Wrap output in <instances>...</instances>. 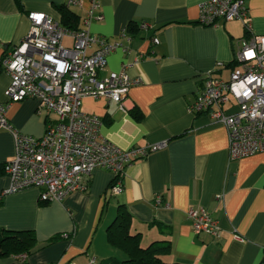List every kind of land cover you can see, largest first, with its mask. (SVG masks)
Returning a JSON list of instances; mask_svg holds the SVG:
<instances>
[{"label": "crops", "instance_id": "0c3cea01", "mask_svg": "<svg viewBox=\"0 0 264 264\" xmlns=\"http://www.w3.org/2000/svg\"><path fill=\"white\" fill-rule=\"evenodd\" d=\"M93 1L97 7L85 26ZM205 1L80 0L67 7L66 0H19V5L0 0V57L27 35L30 12L45 13L64 27L60 7L70 14L72 29L121 44L107 56L102 75L125 66L128 77L141 83L129 89L124 111L92 98L82 100L81 111L99 118L101 139L120 149L166 143L126 170L117 196L110 191L113 177L104 170L91 174L85 192L72 193L62 202L41 203L35 188L0 196V229L35 236V247L23 264L122 259L107 241V228L120 205L131 215L130 230L140 234L142 247L156 240L170 242V252L163 256L167 262L264 264V152L229 161L225 128L189 109L204 74L227 80L239 41L264 36V0H245L249 34L238 21L201 25L198 6ZM63 44L70 47L72 40L65 38ZM9 83V75L0 70V104L8 106L12 129L42 137L55 115L36 100L7 103ZM232 105L224 108L233 110ZM14 154L12 132L0 129V195L9 187L3 165ZM199 206L217 221L219 237L194 233L186 211ZM15 257H0V264H21Z\"/></svg>", "mask_w": 264, "mask_h": 264}, {"label": "built area", "instance_id": "2783aa9c", "mask_svg": "<svg viewBox=\"0 0 264 264\" xmlns=\"http://www.w3.org/2000/svg\"><path fill=\"white\" fill-rule=\"evenodd\" d=\"M79 4L80 0H66L67 7ZM96 7L93 1L85 26ZM27 19V35L0 57V70L10 77L7 103L36 100L56 119L46 126L42 137L35 138L12 129L6 117L8 106L0 104V129L12 132L15 146L13 159L3 165L9 187L0 196L35 188L41 203L62 202L72 193L85 192L95 170L110 173L112 195L121 194L126 170L166 146L163 142L120 149L101 139L99 118L81 111L85 98L104 99L124 111L128 91L140 84V79H130L125 66L117 73L102 75L107 56L122 45L93 36L86 29L64 28L45 13L30 12ZM231 21L240 22L246 33H251L245 0H208L198 6L201 25L215 27ZM65 38L72 40L70 47L63 44ZM158 43L154 38L153 44ZM92 47L95 50L89 53ZM231 103L233 110L224 108ZM189 109L194 115L207 114L225 128L229 161L263 153L264 36L251 35L239 41L227 80L213 77L211 72L204 74L202 88ZM186 218L196 235L217 238L221 234L217 221L204 207L188 209ZM26 259L25 254L15 257L17 263Z\"/></svg>", "mask_w": 264, "mask_h": 264}, {"label": "trees", "instance_id": "16d2710c", "mask_svg": "<svg viewBox=\"0 0 264 264\" xmlns=\"http://www.w3.org/2000/svg\"><path fill=\"white\" fill-rule=\"evenodd\" d=\"M19 5V0H15ZM63 7L61 21L65 28L71 23L70 14H67ZM75 28L74 30H76ZM131 215L122 205L118 206L117 213L113 222L107 228V241L115 250L123 254L120 260L109 258L101 264H180L167 262L163 256L170 252V242L168 240H156L149 245H140V234H134L130 230ZM51 239L48 243L53 242ZM35 236L32 232H7L0 229V257L29 255L35 247ZM23 264V263H21Z\"/></svg>", "mask_w": 264, "mask_h": 264}]
</instances>
